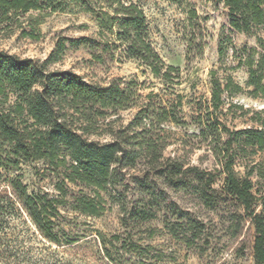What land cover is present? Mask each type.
<instances>
[{
    "label": "rangeland",
    "instance_id": "obj_1",
    "mask_svg": "<svg viewBox=\"0 0 264 264\" xmlns=\"http://www.w3.org/2000/svg\"><path fill=\"white\" fill-rule=\"evenodd\" d=\"M88 2L98 11L94 0ZM139 5L152 48L164 65L176 69L166 81L153 78L137 61L127 59L123 47L99 32L95 15L86 6L70 4L56 13L29 12L0 24V52L43 62L63 43L65 50L56 54L58 61L50 65V71L71 72L101 87L113 82L136 86V106L96 119V135L90 140L109 142L112 132L119 135L127 130L136 137L134 141H140L136 135L140 129L131 123L138 120L141 109L153 111L152 116L165 109L177 121L152 127L149 134L160 149L159 164L151 166L143 159L134 169L119 172L112 194L117 204L102 203L106 211L101 217L61 212L56 223L62 238L77 240L73 245L45 241L21 212L4 204L0 264H253V231L240 218L238 204L222 192L224 176L213 148H220L226 139L223 127L230 133L264 130L263 95L251 97L252 89L246 85V61L248 56L257 61L263 53L257 45L262 34L233 31L227 9L215 0H140ZM79 38L88 40L87 48L69 45ZM212 81L220 85L223 101L217 110L210 105ZM227 83L230 86L225 88ZM13 102L9 96L5 107ZM203 128L206 134L202 136ZM230 154L239 178L255 165L264 166V151L257 148L233 147ZM173 166H180V175L172 181L160 176ZM51 171L43 163L32 162L20 163L13 172L0 171V175L2 180L18 177L29 195H56ZM203 192L212 202L209 206ZM130 210H143L155 218L129 221L125 226L121 221ZM241 245L244 252L237 256Z\"/></svg>",
    "mask_w": 264,
    "mask_h": 264
},
{
    "label": "trees",
    "instance_id": "obj_2",
    "mask_svg": "<svg viewBox=\"0 0 264 264\" xmlns=\"http://www.w3.org/2000/svg\"><path fill=\"white\" fill-rule=\"evenodd\" d=\"M139 1L94 0L99 5L95 11L88 0H0V24L11 23L29 12L56 13L70 4L86 6V11L95 15L99 32L110 35L123 47L127 59L137 61L153 78L166 81L169 72L176 69L164 65L152 48ZM215 1L227 9L228 24L233 31L243 34L258 31L262 34L257 38V45L263 53L257 61L251 60L250 56L246 61V85L252 89L251 97L261 94L264 98V0ZM24 35L34 36L33 33ZM69 45L87 48L88 40H70ZM63 50V43L57 45V49L43 62L21 60L0 52V171L13 172L20 163H43L52 170L56 192V195H29L18 177L2 180L0 175V212L4 204L21 212L42 239L56 246H70L77 242L73 238H62L63 231L56 223L61 212L69 210L86 217H101L106 211L102 203L117 204L112 194L117 190L116 176L119 172L134 169L143 159H147L151 166L159 164L162 157L155 137L149 134L152 127L167 122L177 123L165 109L157 110L154 116L153 111L141 109L137 114L138 120L131 123H136L135 127L140 129L136 134L142 138L140 141H134L136 137L129 136L127 130L119 132V135L112 132L109 142L90 140V136L96 135L93 127L96 119H105L136 106L139 98L136 86L131 83L121 86L113 82L101 87L88 84L71 72L50 71V65L58 61L56 54ZM211 84L210 105L217 110L223 104L220 85L216 81ZM228 86L227 83L225 88ZM9 96L14 97V102L6 108ZM205 131L203 128L202 136ZM222 132L226 136L225 141L220 148H213L214 158L224 176L222 192L238 204L243 214L240 218L253 231L252 263L264 264V166L255 165L239 178L234 171L235 159L230 154L233 147L264 151V130L230 133L223 127ZM180 170V166H173L169 171L161 172L160 176L172 181L180 175ZM252 177L256 178L255 183ZM200 181H203L202 177ZM202 194L209 206L212 203L209 196L205 192ZM154 218L146 211L130 210L124 212L121 222L126 226L129 221L145 222ZM170 230L174 233V229ZM113 240L117 237L114 236ZM120 248L124 250V247ZM131 248L136 250V247ZM243 252L244 246L241 245L235 254L242 256ZM103 254L108 258L106 249H103Z\"/></svg>",
    "mask_w": 264,
    "mask_h": 264
}]
</instances>
